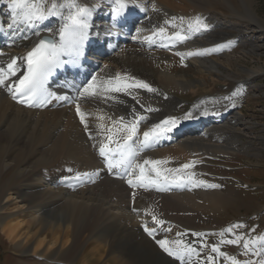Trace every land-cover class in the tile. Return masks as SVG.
Instances as JSON below:
<instances>
[{
	"label": "bare ground",
	"instance_id": "bare-ground-1",
	"mask_svg": "<svg viewBox=\"0 0 264 264\" xmlns=\"http://www.w3.org/2000/svg\"><path fill=\"white\" fill-rule=\"evenodd\" d=\"M189 1L135 0V3L140 5L143 16L133 24L132 36L127 43L111 56L107 54L106 48H95L98 61L92 67L91 78L97 76L99 79H108L117 73L120 75L127 73L137 80L151 84L157 91L146 93L129 89L127 92L107 94L116 97V99H107V101L103 98L82 99V109L89 113L87 116L88 131H85L84 125L77 118L74 104L67 105L66 100L52 99L45 109L26 108L13 102L11 93L6 88L0 87L1 170L4 168L17 170L16 185L21 186L23 192L27 191L21 204L38 208L31 213L28 219L23 217L15 220L16 217L10 216L4 221L3 198L6 197L9 188L0 185V225L9 239L14 241L23 239L21 230L38 220L59 230L61 220H49L47 215L56 209H61L64 214L62 220L66 224L65 234L67 235L68 229L72 227L75 243L81 237H92L93 244L100 255L106 251L105 245L108 241V256L116 264H138L137 259L139 260L140 256L145 262L142 261L139 264H180L173 257H169L154 241L156 238H166L169 241L180 239L177 233H186L182 239L188 243L192 240V246L200 248L199 256L194 255L187 264H193V258L199 259L200 264H210V261L206 260L208 256L214 258L211 261L212 264H218V262L231 264V261H223L218 254L209 251L207 242L216 241L215 234L198 237L194 233L209 228H220L223 231L232 225L224 226L222 229L220 225L204 228L194 227L191 223H195L197 218L201 219L209 212L219 211L229 202L228 199L233 198L232 191L206 190L203 184L195 186L191 183H186L182 187L172 184L165 191L157 188L144 190L129 187L128 177L121 180L111 176L119 169L107 170L104 159L97 151L102 139L98 135L97 125L101 122L106 125L110 124L111 121L107 117L118 119L122 116L125 121H130L137 115L145 116L146 119L139 124L137 144L143 139V132L153 125L168 117H176L180 119V123L170 133L161 136L150 147L145 148L139 155L141 162L143 159L167 160L168 163L160 167L176 169L183 164L195 161L193 167L184 170L181 174L195 173L194 179L197 181H204L207 184L218 183L202 178L200 172L207 163L205 159L207 155L220 157L221 154H229L231 151L238 150L237 140L230 143L227 140L231 138L239 122L243 120L240 102L247 93V83L252 81V78L250 77L247 82H238L232 94L237 90H240L242 94L232 97L231 100L226 99L229 97L227 94L222 95V101L218 104L206 97L197 98L190 110L195 118L183 119L184 113L180 114L176 111L179 99H181L178 94L191 90L190 87L196 86V82L189 77L190 72L187 70L180 69L175 73L168 68L155 69L157 60L171 58L170 53L177 47L183 48L187 53L215 48L216 46L210 43L213 38V34H209L212 26L207 24L203 18L204 23L209 25L206 30L198 33L185 31L184 34L189 38L181 42H172L167 39V45L163 47L170 52L169 54L158 55L154 49L153 45L161 40L160 37H153L152 41L145 37L151 36L153 31L159 27H165L169 36L180 31L181 28L175 27L172 23L165 24L166 20L171 21L174 17L177 18L175 24L186 29L189 20L200 16L196 12L190 13ZM79 2L89 3L92 6L90 20L95 28L90 26L89 29L95 35L100 36L99 40H102L103 35L100 30L103 29L104 24L111 22L109 13L115 7L112 0H79ZM100 2H104L105 7L98 6ZM0 15L8 24L12 22L11 10L6 0L0 4ZM179 17H184V21L181 22ZM56 25L57 23L52 21L41 30L28 28L23 24L9 29L8 37L11 45L2 44L0 66H6L14 57H25L45 35L58 33L60 24L55 27ZM49 28L52 32L48 31ZM140 29L143 31H138ZM36 32H39V35H36ZM130 42L135 44L131 46ZM218 45H226V47L219 51L206 52L204 55H191L183 63L185 65L196 63L199 70L203 72L220 71L223 63L220 56L225 55L224 51L229 48L230 44ZM215 53L221 55L217 58L214 56ZM18 63L22 61L18 60ZM77 91L74 94H77ZM60 92L57 96L64 95L63 92L66 95L73 93L69 86L64 87ZM54 103L59 104L52 107ZM149 108L154 111H148ZM204 112H207V115H202ZM208 114L211 117H208ZM101 115L106 117L104 121L97 120V117ZM200 121H205L203 127L189 130V125ZM178 129H182L181 135H177ZM213 129H218L220 132L211 134ZM89 132L92 134L91 137ZM246 147L240 150L246 151ZM69 168L73 171L69 172ZM77 172L93 175L76 179ZM221 187L224 188L223 184ZM237 188L234 186L233 192ZM41 207L44 209V216L41 214L37 218L36 212ZM143 211H146L145 217L151 222L143 223L140 220ZM153 215L165 223L158 225L153 220ZM145 225L149 229L156 230L154 239L145 232ZM224 232L229 239L234 238L226 231ZM234 232L237 235H243L245 239L257 237L255 233L248 234L243 227L235 229ZM46 240V236L39 239L33 252L25 249L18 253L31 256L42 254L46 264H49L48 262L76 264L75 258L65 253L58 257L56 252L51 256L40 253L39 249L45 245ZM57 242L58 237L55 236L52 245ZM67 242L68 238L65 240V243ZM23 246L25 248L26 242ZM235 246L240 247V245ZM250 247L253 251L248 253L251 257L257 258L255 250L261 247L260 244L250 245Z\"/></svg>",
	"mask_w": 264,
	"mask_h": 264
},
{
	"label": "rangeland",
	"instance_id": "rangeland-1",
	"mask_svg": "<svg viewBox=\"0 0 264 264\" xmlns=\"http://www.w3.org/2000/svg\"><path fill=\"white\" fill-rule=\"evenodd\" d=\"M189 3V11L200 13L199 15L212 26L209 33L213 34V38L210 40L211 45L218 46V44L229 42L231 45L224 51L226 56L221 54L215 56L218 58L221 55L220 60L223 62L220 71L216 73L200 71L198 65L193 62L188 67L183 66L176 57L157 60L155 69L168 68L175 73L180 69L187 70L190 72L189 77L196 82V86L190 87L191 90L178 94L181 97L178 103L183 105L181 109L189 107L191 101L205 94L210 95L208 99L221 102L223 94H227L229 97L232 95L238 82H247L250 77L252 78V81L247 83L245 98L243 97L242 103L240 102L243 120L239 122L231 138L227 140L228 143L237 140L238 150L231 151L229 154H221L218 158L215 155V158L206 159L207 163L200 172L202 178L223 181L224 188L220 191H232L234 196L232 199H228L229 202L219 211L209 212L191 224L194 227L204 228L218 225L223 227L238 220L245 226L243 229L248 234L256 233L257 236H264V0H190ZM129 44L132 46L135 43ZM165 53L157 51L158 55ZM218 132L220 130L213 129L211 134ZM244 147H246V151H241L244 150ZM16 174V169L4 168L1 170L0 165V185L9 188L6 197L3 198L4 221L10 216L16 217L15 220L23 217L28 219L31 213L38 209L21 204L27 191L23 192L22 187L16 185ZM237 178L243 182L251 183L256 188L251 190L241 188L238 183L234 182ZM234 186L238 187L235 192H233ZM62 213L61 209H56L47 215L49 220H61L59 230H55L54 227L43 221H34L32 225L21 230V235L24 238L19 241L9 239L0 225V264H41L42 262V264H46L45 261L36 259L29 254L20 255L18 253L25 249L33 252L39 239L44 236L47 240L45 245L39 249L40 253L51 256L56 252L57 257L65 253L67 256L75 258L77 264H116L108 256V241L105 245L106 251L100 255L93 244L92 237H81L75 243L72 227L68 229L66 235V224L63 223L64 214ZM41 214L44 216L43 207L36 212V217L38 218ZM20 215L22 216L19 217ZM252 229H255V232ZM55 236L58 237V242L52 245ZM67 238L68 242L65 243ZM226 239L229 238L224 235V238L219 237L218 240L221 242ZM191 241L189 240V243ZM223 245L229 247L231 252L237 255L236 258L244 260L250 258V254L245 255L243 249L237 251L236 246L232 244L224 243ZM193 259V264H200L199 259ZM137 261L139 264L144 259L140 256ZM220 263L224 264L218 262V264Z\"/></svg>",
	"mask_w": 264,
	"mask_h": 264
},
{
	"label": "snow or ice",
	"instance_id": "snow-or-ice-1",
	"mask_svg": "<svg viewBox=\"0 0 264 264\" xmlns=\"http://www.w3.org/2000/svg\"><path fill=\"white\" fill-rule=\"evenodd\" d=\"M5 0H0L4 3ZM7 6L11 10L12 22L7 25L12 29L15 25L23 24L28 28L35 29L41 23L49 20L50 18L59 17L61 20L58 29L59 41L54 39H41L25 57H14L6 66H0V87L7 89L11 93L13 99H18L19 103L25 104L30 107H43L50 103L52 99L56 100H73L67 95L57 96L47 87V81L53 72L62 67L65 63L76 65L85 54V44L88 40V29L90 27L89 17L91 16L92 9L87 5H82L79 0H6ZM115 7L113 8L114 15L119 17L129 6V0H112ZM135 3V0H132ZM155 8V5H153ZM173 18L171 21L166 20L165 24L172 23L175 27L181 28L180 31L172 33L170 36L167 34L165 27H159L153 31L151 36L145 39L152 41L153 37H160L161 39H168L172 42H181L189 38L184 32L198 33L201 30H206L209 25L204 23L200 16H196L187 22V27L184 29L180 25L175 24ZM181 22L184 17L178 18ZM52 32V29H48ZM138 31H143L142 29ZM39 35V32L35 33ZM230 43V42H229ZM226 45H218L213 49H205L198 52H189L187 55H204L209 51L222 50ZM67 56L68 59L64 60L62 57ZM18 60L22 63H18ZM18 73H22L18 75ZM13 77H17L13 80ZM132 81V83H129ZM130 88H144L148 91H157L152 88L145 81L137 80L135 77L127 75L121 76L117 73L115 76L108 79H99L93 76L89 81L83 84L77 91V96L74 99L75 110L79 117L80 122L84 125L85 131H88L87 116L89 113L83 110L80 101L88 99L103 98L116 99L115 96H108L109 93L127 92ZM131 95V93L129 92ZM242 92L237 90L232 96L226 99L231 100L232 97L241 95ZM233 106H235L233 104ZM148 111H154L149 108ZM207 115V112L202 113ZM193 117L192 112L184 115L183 119H190ZM105 116L97 117L98 121H104ZM110 124L98 123V135L102 137L98 145V153L104 158L105 164L109 171L121 169L128 177L127 183L133 187L143 188H157L160 191L168 189L169 185L176 184L177 186H184L186 183H191L195 186L204 184L207 187L217 188L220 185L207 184L204 181H197L194 179L195 173L181 174L194 166L195 161L181 165L180 168L168 169L161 168L160 165L167 164V160H152L143 159L141 162L139 155L145 148L150 147L151 144L161 136L171 132L179 123L180 119L176 117H168L160 123L153 125L149 130L143 132V139H139V124L140 121L146 119L145 116L137 115L135 119L125 121L124 117L112 119ZM91 132L89 136L91 137ZM69 172L73 170L68 169ZM92 173H76V179L82 177H90ZM135 195V194H133ZM153 220L158 225H163L165 221L158 220L153 215ZM245 227L242 224H235L227 228L226 232H232L233 239L221 240V244L227 243L232 245H242L245 250V255L253 251L250 245L257 244L264 241V236L256 238L245 239L243 235H237L233 230ZM169 231L171 229H168ZM145 231L155 238V229H149L145 225ZM255 232V229H252ZM223 232L221 235L223 236ZM186 233H177L180 239L169 241L168 239L156 240L159 247L169 256L175 258L180 264H187L194 255L199 256V252L192 246L191 243H185L182 239ZM196 236H203L204 233H194ZM212 252L219 253L221 257H227L231 264H264V244L255 250V255L261 257L257 261L252 259L240 260L235 256H228L227 253L220 251V246L217 244L212 245ZM207 261H213L212 256L206 257Z\"/></svg>",
	"mask_w": 264,
	"mask_h": 264
}]
</instances>
